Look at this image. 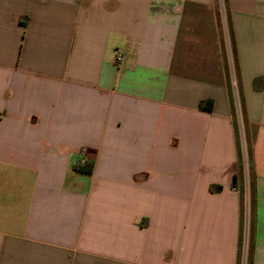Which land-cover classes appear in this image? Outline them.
I'll use <instances>...</instances> for the list:
<instances>
[{
	"label": "crops",
	"instance_id": "1",
	"mask_svg": "<svg viewBox=\"0 0 264 264\" xmlns=\"http://www.w3.org/2000/svg\"><path fill=\"white\" fill-rule=\"evenodd\" d=\"M225 2L243 132L221 0H0V264H264V0Z\"/></svg>",
	"mask_w": 264,
	"mask_h": 264
},
{
	"label": "rangeland",
	"instance_id": "2",
	"mask_svg": "<svg viewBox=\"0 0 264 264\" xmlns=\"http://www.w3.org/2000/svg\"><path fill=\"white\" fill-rule=\"evenodd\" d=\"M225 0H221V5H222V11H223V20H222V27H223V30H224V33H225V44L226 46L228 47V53L230 55V63L232 65V71L234 72L233 76H234V83L236 84L235 86L232 84L233 88H234V93L233 94V97H234V104H235V110L237 112V123H238V126L239 128L242 130L243 132V129L245 127V122H244V117H243V112H242V107H241V102L239 100V93H237V88H238V83H237V80H236V64H235V61H234V55H233V51H232V48H233V44H232V33L230 32V24H229V18H228V15H227V12H226V9H225ZM239 104H240V107H239ZM242 136H243V133H242ZM244 143V144H243ZM242 144L244 146V150L246 152L245 154V159L247 161V154L250 150V142L248 141V139H246L244 142L242 141ZM246 170L248 171V167H247V164H246ZM248 174V173H247ZM246 205L247 207L249 206V203L248 201L246 202ZM248 209V208H247ZM250 215L248 214V211L246 212V222L247 224L249 223V220H250ZM247 227V226H246ZM250 231H251V228H250ZM246 248V247H245ZM245 255V254H244ZM249 255H250V247H249V251H248V258H249Z\"/></svg>",
	"mask_w": 264,
	"mask_h": 264
},
{
	"label": "trees",
	"instance_id": "3",
	"mask_svg": "<svg viewBox=\"0 0 264 264\" xmlns=\"http://www.w3.org/2000/svg\"><path fill=\"white\" fill-rule=\"evenodd\" d=\"M226 3V2H225ZM224 3V4H225ZM225 9H226V12H227V7L225 6ZM228 14V18H229V24H230V32H231V22H230V14L229 12L227 13ZM232 33V32H231ZM232 44H233V48H232V51H233V55H234V60H235V63H236V68H237V50H236V47H235V41H234V36H233V33H232ZM237 70V69H236ZM239 99H240V102H241V97H240V94H239ZM241 107H242V112H243V117H244V122H245V113H244V107H243V103H241ZM240 129V128H239ZM240 132H241V129H240ZM241 135V134H240ZM248 139V138H246ZM249 141V140H248ZM250 142V141H249ZM251 145V143H250ZM241 151L244 153V148L241 147ZM241 152V157H242V171H243V175L245 176L246 175V163H247V167H248V176L250 178V185H251V192H253V186H254V179H255V171H254V166H253V163H254V158H253V152H252V149L250 147V150L247 154V161L245 162V159H244V155ZM91 167L92 165H89V164H86L85 166L82 167V169H87L88 167ZM234 187L236 188L237 187V183H238V178L236 177L234 179ZM222 188L221 187H217V190H221ZM212 191H215V188H212ZM243 194L244 193V188H243Z\"/></svg>",
	"mask_w": 264,
	"mask_h": 264
},
{
	"label": "built area",
	"instance_id": "4",
	"mask_svg": "<svg viewBox=\"0 0 264 264\" xmlns=\"http://www.w3.org/2000/svg\"><path fill=\"white\" fill-rule=\"evenodd\" d=\"M233 85L235 86L236 84L233 82ZM246 234H247V232H249V223L247 224V222H246ZM246 254L244 255V262H245V259H246Z\"/></svg>",
	"mask_w": 264,
	"mask_h": 264
}]
</instances>
